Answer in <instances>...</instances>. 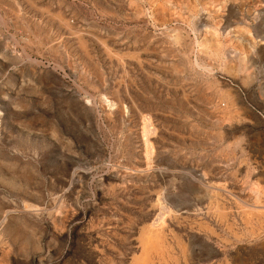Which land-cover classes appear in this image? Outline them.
Masks as SVG:
<instances>
[{"label":"rangeland","instance_id":"obj_1","mask_svg":"<svg viewBox=\"0 0 264 264\" xmlns=\"http://www.w3.org/2000/svg\"><path fill=\"white\" fill-rule=\"evenodd\" d=\"M262 215L264 0H0V264H264Z\"/></svg>","mask_w":264,"mask_h":264},{"label":"bare ground","instance_id":"obj_2","mask_svg":"<svg viewBox=\"0 0 264 264\" xmlns=\"http://www.w3.org/2000/svg\"><path fill=\"white\" fill-rule=\"evenodd\" d=\"M155 3H156V2H155ZM113 16H114V15H113ZM183 18H184V17H183ZM183 35H184V34H183ZM80 40H81V39H80ZM195 43H196V42H195ZM194 49H195V48H194ZM121 54H122V53H121ZM220 55H221V54H220ZM121 56H122V55H121ZM109 57H110V56H109ZM116 58H117V57H116ZM193 67H194V66H193ZM229 70H230V69H229ZM180 74H181V73H180ZM190 97H191V96H190ZM190 102H191V101H190ZM226 115H227V114H226ZM145 119H146V118H145ZM245 119H246V118H245ZM223 124H224V123H223ZM226 126H227V125H226ZM148 131H149V130H148ZM213 134H214V133H213ZM150 149H151V148H150ZM150 151H151V150H150ZM137 175H138V174H137ZM71 181H72V180H71ZM16 187H17V186H16ZM259 188H260V187H259ZM157 196H158V195H157ZM218 201H219V200H218ZM215 206H217V205H215ZM218 208H219V207H218ZM215 209H216V208H215ZM243 210H244V208H243ZM244 211H245V210H244ZM244 211H243V212H244ZM246 211H247V210H246ZM253 211H254V210H252V212H253ZM221 212H222V211H221ZM219 213H220V212H219ZM254 213H255V215H256V212H254ZM236 214H237V213H236ZM244 214H245V213H244ZM260 214H261V213H260ZM255 215H254V216H255ZM262 216H264V215H262ZM186 217H187V216H186ZM160 220H162V219H160ZM249 220H250V219H249ZM249 220H248V222H251V221H249ZM257 220H258V218H257ZM245 222H246V221H245ZM259 223H260V222H259ZM11 225H12V224H11ZM247 225H248V224H247ZM10 227H11V226H10ZM13 227H14V226H13ZM13 227H11V228H13ZM230 227H231V226H230ZM160 229H161V228H160ZM144 230H146V229L144 228ZM147 230H150V229H147ZM155 231H156V230H154V232H155ZM160 231H161V230H160ZM160 231H159V232H160ZM149 232H150V231H149ZM149 232H148V233H149ZM151 232L153 233V230H151ZM151 232H150V233H151ZM254 232H255V230H254V229H253V230L251 229V233L253 234ZM143 233H144V232H143ZM145 233H146V232H145ZM150 233H149V234H150ZM213 233H214V231H213ZM161 234H162V233H161ZM152 235H154V234H152ZM257 235H258V234H257ZM155 236L157 237V234L154 235L153 237L155 238ZM151 237H152V236H151ZM151 237L148 238V241L145 239V241H147L146 243L149 244V245L151 244V242H149V241H151V239H152ZM158 237H159V236H158ZM141 238H142V237H141ZM150 238H151V239H150ZM175 238H176V237H175ZM157 239H158V238H156V240H157ZM160 239L163 240V238H161V237H160ZM160 239H158V241H161ZM219 239H220V238H219ZM30 240H31V239H30ZM176 240H178V239H176ZM17 241H18V239H17ZM140 241H141V240H140ZM153 241H154V240H153ZM153 241H152V243H154ZM182 241H183V240H182ZM142 242H143V241H142ZM161 242H163V241H161ZM143 243H144V242H143ZM144 244H145V243H144ZM144 244H142L143 247L145 246ZM155 244H156V243H155ZM158 244H159V243H158ZM180 244H181V243H180ZM182 244L184 245V243H182ZM228 244H229V243H228ZM149 245H148V247H149ZM153 245H154V244H153ZM159 245H160V246H159L157 249L161 250V249H162V248H161V244H159ZM193 245H194V244H193ZM143 247H142V248H143ZM150 247H153V246L150 245ZM162 247H163V246H162ZM146 248H147V246H145V249H146ZM164 248H165V246H164ZM171 248H172V247H171ZM180 248H181V247H180ZM183 248H186V247H183ZM192 248H193V247H192ZM192 248H190V246H189V249H192ZM7 249H8V248H7ZM145 249L143 250V252L146 251ZM151 249H152V248H151ZM151 249H150V252H151ZM154 249L156 250V247H155ZM181 249H182V248H181ZM181 249H180V250H181ZM189 249H188V250H189ZM186 250H187V248H186ZM189 251H190V250H189ZM191 251H192V250H191ZM193 251H194V250H193ZM148 252H149V251H147L146 253H148ZM150 252H149V253H150ZM154 252H155V251H154ZM160 252H161V251H159V253H160ZM162 252H163V251H162ZM182 252H183V251H182ZM184 252H185V251H184ZM187 252H188V251H187ZM155 253H157V252H155ZM140 255L142 256V254H140ZM153 255H154V254H153ZM150 256H151V255H150ZM189 256H190V255H189ZM147 257H148V255H147ZM152 257H153V256H152ZM156 257H157V256H156ZM162 257H163V256H162ZM165 257H166V256H165ZM229 257H230V256H229ZM250 257H251V256H250ZM134 258H135V257H134ZM138 258H141V257H138ZM157 258H158V257H157ZM159 258H160V257H159ZM165 259H166V258H165ZM186 259H187V258H186ZM205 259H206V258H205ZM136 260H137V259H136ZM142 260L145 261L144 259H142ZM161 260H162V259H161ZM161 260H160V261H161ZM139 261H140V260H139ZM143 261H141V263H142ZM165 261H166V260H165ZM110 262H111V261H110ZM110 262H109V264H110ZM191 262H192V261H191ZM134 263H135V261H134ZM141 263H139V264H141ZM146 263H147V262H146ZM150 263H151V262H150ZM152 263H153V262H152ZM161 263H162V262H161ZM137 264H138V263H137ZM143 264H145V263H143ZM242 264H243V263H242Z\"/></svg>","mask_w":264,"mask_h":264}]
</instances>
